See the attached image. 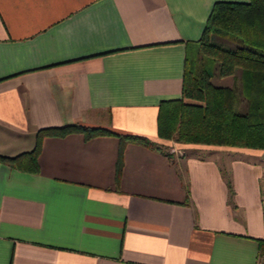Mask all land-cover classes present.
Wrapping results in <instances>:
<instances>
[{
    "label": "crops",
    "instance_id": "0c3cea01",
    "mask_svg": "<svg viewBox=\"0 0 264 264\" xmlns=\"http://www.w3.org/2000/svg\"><path fill=\"white\" fill-rule=\"evenodd\" d=\"M214 1L0 0V264H264V147L157 131Z\"/></svg>",
    "mask_w": 264,
    "mask_h": 264
},
{
    "label": "trees",
    "instance_id": "16d2710c",
    "mask_svg": "<svg viewBox=\"0 0 264 264\" xmlns=\"http://www.w3.org/2000/svg\"><path fill=\"white\" fill-rule=\"evenodd\" d=\"M237 70L239 86L218 85L210 79L214 73L234 75ZM242 99L244 106L238 109ZM70 131H82L85 136L117 133L79 121L39 127L34 147L23 152L28 163L35 167L43 135ZM157 131L177 141L264 147V0L213 2L196 52L185 58L181 96L159 102ZM120 135L149 142L140 134ZM0 157L15 159L14 155Z\"/></svg>",
    "mask_w": 264,
    "mask_h": 264
},
{
    "label": "rangeland",
    "instance_id": "374dc122",
    "mask_svg": "<svg viewBox=\"0 0 264 264\" xmlns=\"http://www.w3.org/2000/svg\"><path fill=\"white\" fill-rule=\"evenodd\" d=\"M239 73V70H237L236 72H235V74L234 75H231V74H229V75H225V76H220V75H214L213 74V81H217V80H219V81H221V82H225V83H227V84H229V85H238L239 86V77L237 76V74ZM239 96L241 97V95L239 94ZM239 97V98H240ZM244 106V99H242L241 100V103H237L236 104V107L238 108V109H242V107Z\"/></svg>",
    "mask_w": 264,
    "mask_h": 264
},
{
    "label": "built area",
    "instance_id": "2783aa9c",
    "mask_svg": "<svg viewBox=\"0 0 264 264\" xmlns=\"http://www.w3.org/2000/svg\"><path fill=\"white\" fill-rule=\"evenodd\" d=\"M262 224H263V230H264V205L262 207Z\"/></svg>",
    "mask_w": 264,
    "mask_h": 264
}]
</instances>
